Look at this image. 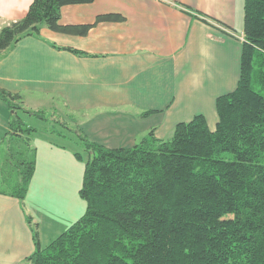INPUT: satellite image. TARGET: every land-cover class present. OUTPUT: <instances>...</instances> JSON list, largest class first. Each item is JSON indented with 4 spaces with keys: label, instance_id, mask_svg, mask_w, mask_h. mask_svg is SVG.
I'll use <instances>...</instances> for the list:
<instances>
[{
    "label": "crops",
    "instance_id": "0c3cea01",
    "mask_svg": "<svg viewBox=\"0 0 264 264\" xmlns=\"http://www.w3.org/2000/svg\"><path fill=\"white\" fill-rule=\"evenodd\" d=\"M34 1L0 0V31L25 18ZM244 5L245 0H95L66 6L61 24L93 25L89 32L44 29L39 37L24 38L0 55V90L20 95L17 105L43 116L18 110L27 128L34 129L24 116L71 119L77 132L96 135L97 144L109 149L134 147L151 131L168 139L179 123L198 115L215 131L216 101L240 80ZM111 14L123 20L97 23ZM10 121L11 110L0 99V143L11 137ZM29 138L35 150L43 146L53 154L45 161L47 171L37 159L24 204L0 194V264H24L35 253L27 216L38 224L46 247L58 236L44 244L43 221L58 235L84 212V172L77 158L62 155L56 143L39 146Z\"/></svg>",
    "mask_w": 264,
    "mask_h": 264
},
{
    "label": "trees",
    "instance_id": "16d2710c",
    "mask_svg": "<svg viewBox=\"0 0 264 264\" xmlns=\"http://www.w3.org/2000/svg\"><path fill=\"white\" fill-rule=\"evenodd\" d=\"M94 1L35 0L0 31V55L44 29L85 36L93 25L63 26L62 9ZM114 20L123 17L97 23ZM0 99L11 110L10 138L33 152L6 159L18 179L0 181V194L24 204L36 172L35 130L17 112L43 116L17 105L20 95L0 90ZM216 108L215 131L198 115L168 139L151 131L131 148L85 140V213L46 247L27 216L36 250L24 264H264V0H245L240 80Z\"/></svg>",
    "mask_w": 264,
    "mask_h": 264
},
{
    "label": "rangeland",
    "instance_id": "374dc122",
    "mask_svg": "<svg viewBox=\"0 0 264 264\" xmlns=\"http://www.w3.org/2000/svg\"><path fill=\"white\" fill-rule=\"evenodd\" d=\"M24 120L26 124H29V126L36 129L35 132L32 133L33 142L38 143L39 146L48 142H51L53 144L56 143L57 145L55 147H60L63 149L64 152H60L62 155H72L73 158H77L76 156L79 155V157L81 158L76 159L78 160L77 167L78 169L80 166V169H82L83 167L82 171L84 172L85 164L89 158V153L87 151L88 146L86 145L85 140L97 143V140L99 139L96 135H92L94 137H88L87 133L82 134L77 132V129H75L74 126V122L70 121L71 119L60 120L59 118L55 119L53 116H48L46 121H39L24 116ZM140 138L141 137H138V140H140ZM30 147L32 150H35L36 148V146L35 148L33 146ZM27 150L28 148L26 146L13 141L12 138H7L2 143H0V181L8 180L15 182L18 179L16 172H13L12 169L7 166L6 159H8L14 152H17L18 155L20 153L21 159L23 158L22 154L28 156L31 155L33 157V152H29ZM34 153L36 156V161L37 159L39 161H43V163L41 164V170L47 171L48 169L46 168V166L49 167V165L46 164L45 161H50L49 158L51 157L50 155H52L53 152L48 151L45 147L41 146V152L35 150ZM17 159H19V157L15 158V160ZM44 164L45 167L43 166ZM75 172L76 170L74 171V173ZM79 199L83 204L85 212L86 204L80 197ZM50 226V221H43L42 233L44 236V244H46L47 241L51 238H56L55 236L59 237L62 234L58 233V235H55V233H52V231H50Z\"/></svg>",
    "mask_w": 264,
    "mask_h": 264
}]
</instances>
